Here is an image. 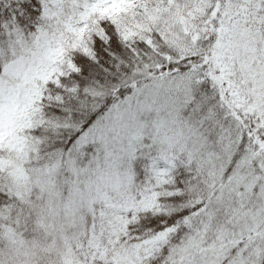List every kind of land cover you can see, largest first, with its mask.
Masks as SVG:
<instances>
[{
  "label": "snow or ice",
  "instance_id": "obj_1",
  "mask_svg": "<svg viewBox=\"0 0 264 264\" xmlns=\"http://www.w3.org/2000/svg\"><path fill=\"white\" fill-rule=\"evenodd\" d=\"M0 264H264V0H0Z\"/></svg>",
  "mask_w": 264,
  "mask_h": 264
}]
</instances>
